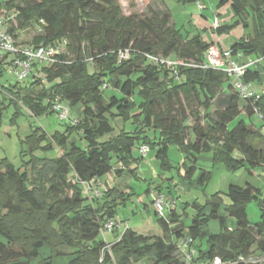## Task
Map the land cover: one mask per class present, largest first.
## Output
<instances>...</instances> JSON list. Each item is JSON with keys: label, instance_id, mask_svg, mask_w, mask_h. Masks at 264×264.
<instances>
[{"label": "trees", "instance_id": "obj_1", "mask_svg": "<svg viewBox=\"0 0 264 264\" xmlns=\"http://www.w3.org/2000/svg\"><path fill=\"white\" fill-rule=\"evenodd\" d=\"M225 3L235 21L215 30L220 35L239 25L250 30L229 48L232 55L264 60V0H220L219 5ZM158 9L141 18L122 15L118 0H0V15L14 16L12 36L34 32L20 45L64 48L53 61L36 64L30 79H0V128L10 105L15 107L13 122L21 113L19 104L34 118L54 114L57 101L79 107L74 124L60 121L61 132L31 129L20 141L21 167L0 159V264H53L61 258L67 264H183L181 239L191 240L199 259L206 262L264 252V189L248 183L229 185L203 206L192 203L195 215L189 224L174 208L163 217L152 208L161 237L130 228L118 240L101 236L102 227L115 221L118 208L134 193L128 186L104 191L89 187L110 174L137 179L142 157L133 151L142 146H148L167 171L172 169L169 147L178 148L184 156L181 178L187 181L202 154L211 155L227 173L260 171L264 178V135L240 119L263 115L264 97L240 98L219 70L168 68L152 62L149 57L203 65L212 46L199 35L182 34L169 11ZM123 51L128 57L119 60ZM9 60L2 62L0 73ZM258 80L259 72L251 68L243 77L244 84ZM108 89L117 95L105 96ZM214 105L218 109L211 114ZM116 119L122 128H115ZM148 131L154 133L152 140ZM51 152L56 155L46 156ZM209 177L203 170L198 184L203 186ZM251 201L260 211L254 224L246 213ZM227 217L235 220L234 229H228ZM212 220L218 221L219 233L207 229Z\"/></svg>", "mask_w": 264, "mask_h": 264}, {"label": "rangeland", "instance_id": "obj_2", "mask_svg": "<svg viewBox=\"0 0 264 264\" xmlns=\"http://www.w3.org/2000/svg\"><path fill=\"white\" fill-rule=\"evenodd\" d=\"M165 1L174 16L176 27L182 34L189 36V38L205 33L202 30L204 23L213 27L212 20L214 17L217 18L218 25L219 18L214 14V11L216 8L215 5L219 0H196L187 3L182 2V0ZM118 3L122 15L128 16L129 14H136L141 18L149 17L151 14L150 11H158V8H165L161 3L156 5V0H118ZM198 4L204 8L200 10ZM223 13H225V10H223ZM229 21V24L233 23V20ZM200 22L201 25L198 26ZM230 31H232L230 35L229 33L222 34L223 36L221 39L224 43H226L225 41L230 43L238 41L239 36L249 34L250 30L239 25ZM208 34L211 37V33ZM236 35L238 36L236 37ZM33 37L34 32L32 30L20 34L18 44L30 41ZM57 48L64 49L60 45H58ZM252 58L256 59L254 56ZM256 66L259 70V80L252 83V86L259 92V94H262V92H264V60H259V63ZM39 76L42 78V75ZM7 79L9 82H14L11 78L9 79V77ZM109 93L117 95V93H113L108 89L105 91V96L109 95ZM19 108L21 109V113L15 119V122H13L15 107L10 105L4 110L2 125L0 128V159L6 158L16 168H19L22 165L20 160V141L31 132V129L41 128L47 134H53L56 131L61 132L64 129L63 124L57 119L55 114L34 118L30 116L23 107ZM217 109L218 105H214L210 110L211 114H214ZM78 116L79 107L74 109L70 108V117L72 120H77ZM240 119L245 120L247 124L251 123L255 130L260 131L264 135V114L260 115L259 113H256L250 117L241 115ZM189 124H192V121H190ZM234 124L235 122L230 124L229 127L232 128ZM114 125L116 129H120L123 124L120 119H116ZM128 127L131 126L128 125L127 129ZM147 133L148 137L152 140L154 138L153 131H148ZM133 154L138 156L137 149H134ZM42 155L44 154L41 152L37 153V156ZM55 155V152L46 154V156ZM168 158L172 165L170 171L163 170L160 167L159 162L155 159L154 152L150 151L141 159V162L137 167V179H118L114 174H110L104 179V181H100L98 184H93L89 187L103 191L114 187V185H118L120 188L122 186H128L131 188L134 195L130 197V201L125 207L118 208L115 217V221L119 226L117 231L119 234H122L126 228H130L138 234L156 237L162 236V231L153 216L151 204L153 196L157 194L167 196L166 198L174 200L171 205L177 211L181 219L184 221L187 220L186 222L189 224L191 218L195 215V211L191 206L192 203L197 202L199 205L203 206L213 194L226 191L229 185L244 187L248 183L260 190L264 189V178L260 171H255L253 174H249L245 169H239L234 173H227L221 164H214L211 155L208 154H202L198 157L195 164L196 171L192 176L191 181L181 178V175L184 174V168L182 166L184 156L179 152L178 148L175 146L169 147ZM203 170L210 172V177L203 186H200L198 184V179ZM148 189L150 193L147 195L146 190ZM146 204L148 207L145 206ZM221 212L225 215L223 210ZM246 213L247 219L251 224L259 221L260 211L255 201H251L246 205ZM226 220L228 229H234L235 220L228 217ZM207 229L211 234L219 233L220 226L218 221H210ZM109 236L110 235L106 236L107 239ZM66 261L67 259L61 258L57 260L56 264H65Z\"/></svg>", "mask_w": 264, "mask_h": 264}, {"label": "built area", "instance_id": "obj_3", "mask_svg": "<svg viewBox=\"0 0 264 264\" xmlns=\"http://www.w3.org/2000/svg\"><path fill=\"white\" fill-rule=\"evenodd\" d=\"M196 1V0H192ZM198 8L202 10L204 7L198 4ZM14 16L2 13L0 15V67L2 62L7 58L9 64L5 67V71L0 73V79L6 77L11 78L13 81L22 82L34 76L33 71L36 69V64L48 63L53 61V56L61 53V50L55 46L39 47L33 49L29 46H22L18 44V39L11 35L9 28L13 22ZM213 28H218L217 19L214 20ZM233 53L229 49H221L218 46H211L205 53V63L197 65L190 61L182 60H160L155 57H149L154 63L161 64L168 68L178 67H192L203 68L222 71L226 78L231 80L233 87L238 92L240 98L248 99L254 98L260 100L264 97V92H259L250 84L243 83V77L247 70L256 65L257 62H252L247 59L245 62L240 61L241 57L238 56L239 61L234 59ZM128 57V51L118 53L119 60ZM20 107H23L19 104ZM53 112L59 121H70L72 124L76 120L70 117V107L65 101H57L53 106ZM138 153L143 158L149 153L148 146H142ZM87 191V187H84ZM98 192H94L93 196L99 197ZM164 195H154L152 199V208L159 217H163L165 212L173 208V202L166 198ZM119 226L116 221L107 222L101 229V236L106 240L107 234L118 230ZM108 247V246H107ZM178 252L182 257L183 264H264V252L256 254H248L247 256L239 255L234 260L222 261L220 258H214L212 261L206 262L199 259L198 252L193 246V242L189 239H181L178 242Z\"/></svg>", "mask_w": 264, "mask_h": 264}, {"label": "crops", "instance_id": "obj_4", "mask_svg": "<svg viewBox=\"0 0 264 264\" xmlns=\"http://www.w3.org/2000/svg\"><path fill=\"white\" fill-rule=\"evenodd\" d=\"M176 1H181V0H176ZM156 5H158L159 3H161V4H163L164 5V7L169 11V13H170V15H171V21H172V23H173V25L175 26V28L176 29H178L177 27H176V23L174 22V16L172 15V13H171V11H170V9H169V7L167 6V4H166V1L165 0H156ZM183 2V1H182ZM184 3H186V2H184ZM219 3H220V0H219V2L215 5L216 6V8H215V11H214V14L216 15V16H218V18H219V20H218V27H223V26H226V25H228L229 24V20H233V22L235 21V17H234V14H233V12H232V9H231V7H230V4L229 3H225V4H223V5H219ZM223 10H225V13H223ZM226 10H227V13H226ZM203 19H205V18H203ZM215 19H217L216 17H214L213 18V20H212V25H214V20ZM229 21V22H228ZM201 25V22H200V24L198 25V26H200ZM208 29H209V32H208ZM179 30V29H178ZM197 30V29H196ZM202 30L205 32V33H203L202 35H199L200 36V38L203 40V41H205L206 43H208V44H211L212 46H218V47H220L221 49H229L236 41H234V42H227V41H225L226 43H224V41L221 39V37L223 36L222 34L220 35L219 34V32H217L213 27H211L210 25L208 26L207 25V23H204V25L202 26ZM231 32L232 31H230V32H228L229 33V35L231 34ZM208 33H211V37L209 36V34ZM238 35H236V37H237ZM243 36H247L246 34H244ZM243 36H239L238 38H239V40H240V38L241 37H243ZM238 56H240L241 57V59H240V61H246L247 59H250L252 62H257V64L256 65H258V63H259V60L258 59H253L252 58V56H244V55H236V56H234V59L236 60V61H239V58H238ZM256 65H254V66H252V67H250L251 69H255V70H257L258 72H259V70H258V68H257V66ZM172 202H174V200H171ZM175 204V203H174ZM146 207H148L147 206V204L145 205ZM177 212V211H176ZM108 235H110L109 237H108V241L109 240H115V238H116V240H118L119 239V237H120V235L121 234H119V232H116V233H110V234H107V236ZM110 242V241H109ZM57 263V260H55L54 261V263L53 264H56ZM65 264H67V261H66V263Z\"/></svg>", "mask_w": 264, "mask_h": 264}]
</instances>
